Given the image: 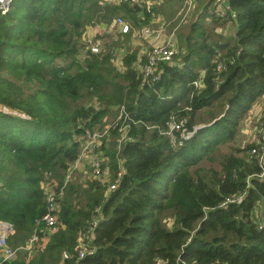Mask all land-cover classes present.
<instances>
[{
    "label": "trees",
    "instance_id": "1",
    "mask_svg": "<svg viewBox=\"0 0 264 264\" xmlns=\"http://www.w3.org/2000/svg\"><path fill=\"white\" fill-rule=\"evenodd\" d=\"M199 5L172 37L175 61L157 63L155 77L141 73L145 49L130 36L152 23V2L12 0L0 14V220L12 226V248L45 212L41 183L60 189L57 229L31 258L17 249L0 264H264L257 144L237 142L264 95V0ZM117 15L129 30L83 59L85 26L102 40ZM171 118L179 127L167 133ZM93 131L108 179L91 164L89 176H69ZM232 194L241 196L220 205ZM94 219L78 257V236Z\"/></svg>",
    "mask_w": 264,
    "mask_h": 264
},
{
    "label": "built area",
    "instance_id": "2",
    "mask_svg": "<svg viewBox=\"0 0 264 264\" xmlns=\"http://www.w3.org/2000/svg\"><path fill=\"white\" fill-rule=\"evenodd\" d=\"M12 0H0V14H5L8 10ZM104 2H118V1H127L128 3H144V4H150L151 0H103ZM193 0H185V5H187V8L191 5ZM186 8V9H187ZM185 9V10H186ZM171 21V20H170ZM111 25H113L112 29L115 26V31L112 32L114 34L111 35V37L115 40L118 38V32L119 33H125L129 30V22L122 16H115L112 21L110 22ZM168 25V22L162 23L160 29L161 31L166 28ZM160 29H158L160 31ZM156 31L155 28L150 27L148 25H144L140 28H132L130 32L131 39L135 40L136 42H139L145 38H148L153 35V33ZM85 32H88V36H85ZM82 38L83 41L86 43L87 47L89 48L90 55H100V47L97 43L96 38L93 35V32L91 31V26H86L82 32ZM168 40L166 41H160L146 49L144 51L145 60L143 64L141 65V73L144 76L152 75V77H155L153 75L155 66L159 62H168L173 63L175 60V56L178 52L177 47L172 42V33L170 32L168 35ZM108 46V45H107ZM194 84H197V81H193ZM179 127L178 122L171 118L168 124L167 129L165 132H170L176 130ZM123 128V126H121ZM106 129H103L102 132H105ZM98 132L93 131L91 132L87 138H89L91 141L98 136ZM128 138V136L125 135V133L122 134L123 138ZM254 142L257 144V147H251L250 151L252 153H255L257 156V161L260 164V166L264 165V122H260V124L256 127V131L254 134ZM91 165L93 167L94 174L98 175L100 173V165L98 160H93L91 162ZM121 172L120 169L117 167L116 174L114 178L109 182V184L106 186V191L114 188L117 184L118 178L120 176ZM256 175L260 176L259 173ZM45 194H46V205H45V212L42 214L40 221L37 222V226L32 231L31 235L28 237L26 242L23 246L12 248L6 241V237L12 233L13 229L9 222L0 220V259H10L15 256L16 250L18 249H26V250H32L30 247L33 248L34 245L39 244L38 238L46 239L47 236L55 231L58 227V220L57 215L55 213L56 210V200L55 197L57 194L60 193V189L56 191L54 188H52V185L49 180H45L41 183ZM241 194L238 195H229L224 200L220 202V205H223L226 202L229 201H236ZM95 223V219L90 222L85 232H82L78 236V246L80 247L78 252V257H81L83 254V251L86 249L84 238L90 237L91 235V229ZM38 240V241H37Z\"/></svg>",
    "mask_w": 264,
    "mask_h": 264
},
{
    "label": "rangeland",
    "instance_id": "3",
    "mask_svg": "<svg viewBox=\"0 0 264 264\" xmlns=\"http://www.w3.org/2000/svg\"><path fill=\"white\" fill-rule=\"evenodd\" d=\"M151 2H152V5L154 6V9L152 10L153 17L155 19L164 20L165 22H168V25L164 29L167 33H165V35L163 36V38L159 40V42L163 40L164 41L168 40L169 37L167 35L170 32L172 33V36H174L175 40H178V35L182 34L185 31L187 24L196 17L199 10L201 9V6L199 5L200 0H193V2L188 8H187V5H185L186 4L185 0H151ZM178 11H180L181 13L179 14ZM180 16L182 18L181 21H179ZM155 24L157 23L154 22V23H151V24L149 23L146 25L150 27H154ZM86 26H89V25H86ZM95 28L97 27L91 26V31L94 32L93 29ZM114 31H115V26L111 32H114ZM88 34H89L88 32H85L84 35L88 36ZM81 40L83 41L82 35H81ZM96 40L100 47V50L102 51V50H105L106 44L109 45L110 42L114 39L111 37V34L107 32V34L102 38V40L97 39V38ZM141 41H139V43ZM146 44L147 42L145 43L143 41L142 43L143 47L141 50L148 49ZM80 50L82 52L81 57L83 59H86V60L92 59L89 48L87 47L85 42L80 47ZM263 100H264V95L260 99L256 100L254 104L246 112V114L244 115L243 120L241 121V127H240V133H239L240 135H239V139L237 140L238 143L242 141H254L255 139L254 134L256 131L255 122H257V118L260 116ZM195 120L205 121L206 118L201 117L199 115L198 116L195 115ZM98 137L96 136L92 141L89 138H85L84 140H82L78 157L70 166L69 176H72V171L75 169L81 175V179H83L84 177L89 176L92 172L91 165H90L91 162L93 160L103 159V156H99V154L101 153V150L94 151V149L96 148V145L99 142ZM103 160L106 161V159H103ZM108 173L109 172H108L107 164L101 165L100 173L98 174L99 177L103 179H108ZM258 173L260 177L261 176L264 177V165L261 166L260 171ZM98 175L94 174V176H98ZM261 201L262 200H260V202ZM57 220H58V217H57ZM38 240L40 241L39 244L34 245L33 248L30 247L32 249L31 251L29 249L26 250V249L21 248L20 252L27 251L28 258H31L33 255H35L36 248L38 246H41L45 242L46 239L44 240L42 238H38Z\"/></svg>",
    "mask_w": 264,
    "mask_h": 264
},
{
    "label": "crops",
    "instance_id": "4",
    "mask_svg": "<svg viewBox=\"0 0 264 264\" xmlns=\"http://www.w3.org/2000/svg\"><path fill=\"white\" fill-rule=\"evenodd\" d=\"M156 20H157V21H156ZM151 22H152V23H154V22L157 23V24H155V26L153 27V28L156 29V31L153 33L152 36L143 39V41H144L145 43L147 42V44H146V45H147V48L150 47V46H152V45H154V44H156V43H158L159 40H160L161 38H163V36L165 35L164 30L161 31V29H160L161 26H159V25L162 23L161 20H159V19H155V18H154V19L151 18ZM230 27H231V22L228 21L227 24L225 25V27L223 28V33H224V34H227V32L229 31ZM158 29H160V31H159ZM131 41L135 42L134 44H140V45H139V49H140V50L142 49V47H143V46H142L143 41H141L140 43H139V42H136V41L133 40V39H132ZM133 42H132V43H133Z\"/></svg>",
    "mask_w": 264,
    "mask_h": 264
},
{
    "label": "water",
    "instance_id": "5",
    "mask_svg": "<svg viewBox=\"0 0 264 264\" xmlns=\"http://www.w3.org/2000/svg\"><path fill=\"white\" fill-rule=\"evenodd\" d=\"M261 206H262V210L264 209V205H263V202L261 201Z\"/></svg>",
    "mask_w": 264,
    "mask_h": 264
}]
</instances>
